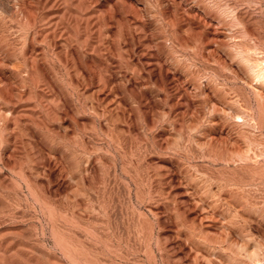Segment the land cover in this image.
<instances>
[{"label": "rangeland", "instance_id": "obj_1", "mask_svg": "<svg viewBox=\"0 0 264 264\" xmlns=\"http://www.w3.org/2000/svg\"><path fill=\"white\" fill-rule=\"evenodd\" d=\"M0 264H264V0H0Z\"/></svg>", "mask_w": 264, "mask_h": 264}, {"label": "bare ground", "instance_id": "obj_2", "mask_svg": "<svg viewBox=\"0 0 264 264\" xmlns=\"http://www.w3.org/2000/svg\"><path fill=\"white\" fill-rule=\"evenodd\" d=\"M261 64V63H260ZM259 64V65H260ZM261 66H259V68H260ZM262 68V67H261ZM261 71V70H260ZM221 158V157H220ZM226 158V157H225ZM259 158V157H258ZM228 159V158H227ZM239 160H241V158L239 159ZM244 160V159H243ZM248 160V159H247ZM237 161V160H236ZM255 163V162H254ZM228 164V163H227ZM233 165V164H232ZM248 166V165H247ZM240 168V167H239ZM260 169V168H259ZM256 170H258V169H256ZM231 173V172H230ZM239 175V174H238ZM240 175H242V174H240ZM245 175V174H244ZM245 178H246V175H245ZM240 180V179H239ZM249 180V179H248ZM253 180V179H252Z\"/></svg>", "mask_w": 264, "mask_h": 264}]
</instances>
